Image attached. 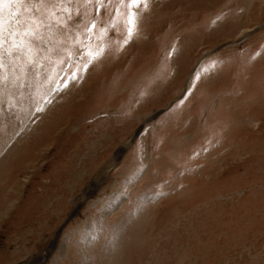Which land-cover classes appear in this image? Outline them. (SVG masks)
<instances>
[{
  "label": "rangeland",
  "instance_id": "1",
  "mask_svg": "<svg viewBox=\"0 0 264 264\" xmlns=\"http://www.w3.org/2000/svg\"><path fill=\"white\" fill-rule=\"evenodd\" d=\"M0 264H264V0H0Z\"/></svg>",
  "mask_w": 264,
  "mask_h": 264
}]
</instances>
